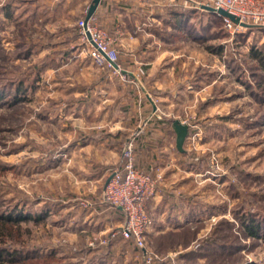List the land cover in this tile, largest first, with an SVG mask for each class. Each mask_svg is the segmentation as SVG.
<instances>
[{
	"label": "rangeland",
	"instance_id": "rangeland-1",
	"mask_svg": "<svg viewBox=\"0 0 264 264\" xmlns=\"http://www.w3.org/2000/svg\"><path fill=\"white\" fill-rule=\"evenodd\" d=\"M9 2L0 0V252L16 250L20 258L10 262L4 253L0 264H91L103 258L107 264H143L120 239L117 249L89 246L94 237L106 235L96 232L106 219L117 220L93 214L104 203L107 178L98 177L101 162L121 165L124 151L112 158L79 145L129 128L133 134L126 143L135 132L138 141L149 127L145 118L158 111L169 122L190 125L184 145L188 154H176L181 178L169 183L174 194L165 197L184 200L198 219L177 231L153 230L148 247L164 257L175 255L178 264H264V103L257 96L264 95V28L248 26L232 35L214 18V26L202 30L207 10L187 13L183 17L191 15L196 24L189 32L159 26V50L165 54L149 73L143 65L130 67L133 59L116 45L119 65L123 55L127 67L110 68L137 94L122 100L127 90L114 91V100L122 102L109 104L107 113L112 116L116 109L115 116H122L128 107L137 115L134 125L121 124L98 120L104 106L77 105L98 77L95 70L103 69L94 65L78 37L85 68L78 69L79 61L64 63L55 48L66 22L49 21L43 10L35 13L36 4L16 11ZM70 20L71 25L77 21ZM161 84L178 90L179 97H169L171 105L159 104ZM145 97L155 105L153 112L149 105L143 111ZM20 215L19 222L7 220ZM249 218L259 221V236L248 233Z\"/></svg>",
	"mask_w": 264,
	"mask_h": 264
},
{
	"label": "crops",
	"instance_id": "crops-1",
	"mask_svg": "<svg viewBox=\"0 0 264 264\" xmlns=\"http://www.w3.org/2000/svg\"><path fill=\"white\" fill-rule=\"evenodd\" d=\"M10 3L16 11L20 8L23 9L24 6L25 8H29L27 7L29 6L28 4H36L37 9L35 10H37V12L35 13H39L40 10H43L45 12L43 15H46L49 21L50 19L51 21H61L63 19L66 23L59 33V49L55 48V50L62 53L61 56L66 59L64 63L69 65H75L76 61L83 58L84 53L81 47H79L81 45L77 43V22L80 18L86 17L92 0H12ZM176 9H191L196 10V13L203 11L186 6L184 0H101L93 16L96 18L98 25L107 31L113 33L116 29L121 30L122 33L118 35L117 45L120 49L124 50V54L127 53L130 55V58L133 59L134 64L130 67L143 65L145 69H148L147 72L149 73V71L155 67L158 59L165 54V52L163 54V52L159 50V26L162 24L174 28L176 24L181 23V20L177 18L176 14H173V11ZM166 14L168 16H166ZM67 18L77 19V21L73 22L71 25V20L67 21ZM191 20L193 19L190 18L187 23L185 22V25L191 26ZM47 54H50V51H48ZM120 57L122 58L121 60H123L122 63L120 62V65L127 67L126 64L128 61L123 55H120ZM77 66L78 69L85 68V66L82 65V61L78 63ZM60 68H64L63 65L60 66ZM168 70L169 69H161L160 72L166 73ZM95 73L99 74L98 77L96 76L95 79L90 82L86 98L83 99L82 97L77 99V105H85L88 101L91 106H104L105 111L97 117L100 121L117 122L121 124H125L129 121L132 123L136 122V113L132 115L131 109L128 107L123 108L124 115L117 117L115 116L116 109L112 111L114 114H112V116H110L106 110V108L110 106L109 104L114 107L120 106L122 101H119L121 99L114 100V91L117 89V91L123 89L127 90L122 100L136 98L137 94L135 88L130 81H125L123 78L121 79L110 67L104 68L103 71H97L96 69ZM165 86L167 85H159V104L168 105L170 103L171 105L174 100H170L169 97L175 99L177 96L179 97V93L177 89ZM189 89L190 93H193V97H195V92L191 90H194V88L189 87ZM80 92L82 93V90H77V93L80 94ZM148 105L149 109L153 112L155 105L145 97L142 106L143 111L146 110ZM157 108L161 110L160 106ZM151 115L147 116L144 120V124L148 125L149 127H147L149 129H145L143 134L138 137V141L137 139L135 141V161L137 165L152 171H159L160 169L164 177L163 187H161L160 191L147 202V208L155 219L154 225L147 232V239L153 230L155 234L168 232L170 230L177 231L179 227L186 228L187 226L193 225L192 221L198 219L196 216L198 213L196 211L187 210L184 207V200L171 201L167 199L168 197H165L166 193H171V196L174 194L173 190L171 191L168 189L169 183H174L175 181L173 180L176 177L178 180L181 178L179 177V168L175 163L176 154L179 158H185L184 156H186L188 152H186L185 148L184 152L179 151L176 145L173 144V141H176V133L172 126L173 121L169 122L168 119L161 116L159 111ZM134 124L135 123H133V125ZM132 129L133 128H129V131L126 132L119 129L117 132L109 131L105 133V135L107 134L108 136L99 135L96 138L91 137L88 142L80 144L79 148L83 150V148L92 147L96 152L105 151L113 158L114 156H112V154L124 151L126 142L132 137ZM144 155L145 157H143ZM101 164L103 165V169L100 176H98L99 179H103L104 177L108 179L112 171L119 165L115 161L101 162ZM169 166L174 167L172 170H169ZM183 183L184 181L178 183L177 186H183ZM175 196L178 197V195ZM94 212H96L93 213L96 216L100 215L101 217H105V219H112L113 217L117 219L113 222H108L106 219V221L97 228L96 232L99 233L107 232L112 228L118 227L123 218L121 210L115 211L106 203L98 204ZM113 247L117 249V246L114 245Z\"/></svg>",
	"mask_w": 264,
	"mask_h": 264
},
{
	"label": "built area",
	"instance_id": "built-area-1",
	"mask_svg": "<svg viewBox=\"0 0 264 264\" xmlns=\"http://www.w3.org/2000/svg\"><path fill=\"white\" fill-rule=\"evenodd\" d=\"M184 2L186 6L200 10H205L203 8L205 6L222 8L239 17L242 23L264 28V0H184ZM222 20L223 27L232 35L246 28L229 17L222 16ZM121 33L120 29L113 33L107 31L98 25L94 16L88 21L82 18L77 23L78 41L86 45L92 62L101 69L107 67L121 69L118 62L119 51L116 48L118 35ZM138 133L135 132L133 136L136 137ZM135 137L126 143L124 161L112 171L102 196L103 202L110 208L122 211V221L118 227L107 231L105 236L91 239L89 246L95 250L111 247L120 239L123 244L136 250V257L143 264H178L175 262V255L170 253L164 257L148 247L147 232L154 225L155 219L147 208V202L163 187L164 177L160 169L152 171L137 165ZM189 137L188 134L187 139ZM190 145L195 147L194 142Z\"/></svg>",
	"mask_w": 264,
	"mask_h": 264
},
{
	"label": "trees",
	"instance_id": "trees-1",
	"mask_svg": "<svg viewBox=\"0 0 264 264\" xmlns=\"http://www.w3.org/2000/svg\"><path fill=\"white\" fill-rule=\"evenodd\" d=\"M8 4H10V2L8 3ZM8 6V5H7ZM197 11L196 10H191V9H176V10H174L173 11V14L175 15L176 14V16H177V18H179L180 20H181V23H179V24H176V26L174 27V28H176V29H178L179 30V32L181 31V30H189V27L190 26H186L185 25V22L187 23V21L192 17L191 15L188 17V16H186V17H183V15H186L187 13H191V14H195ZM207 13H208V15H209V18H208V20H207V22H203L201 25H202V30H204V29H206V27L207 28H211V27H213L214 26V21H215V19L214 18H218V19H220V20H222V16L221 15H218L217 13H214V12H211V11H207ZM212 16H214V17H212ZM211 17L213 18V19H211ZM222 22H223V20H222ZM183 23V24H182ZM193 24H195V23H192V25L191 26H193V28L196 26V24L195 25H193ZM201 30V31H202ZM189 32V31H188ZM203 32V31H202ZM201 34V36H203L204 37V33H200ZM199 35V34H198ZM196 37V36H195ZM200 38V37H199ZM201 39H202V37H201ZM260 60L262 61V63H263V66H264V59L263 58H260ZM264 70V69H263ZM264 93V92H263ZM257 96H258V98L260 99V100H262V102L264 103V95H261L259 92L257 93ZM20 217H24V215L22 216V215H20L19 216V218H13L12 216H8L7 218V220H13V221H15V222H19V219H20ZM30 217V216H29ZM2 219V218H1ZM247 224H249V225H246V226H248L247 228L249 229V234H251V235H253V236H259V229H260V223H259V221H255V219H253V218H249V221L247 222ZM2 231H3V226L2 225H0V235L2 234ZM4 253L6 254V256L8 257V261H10V262H14V261H16L15 259L17 258H20V252L19 251H16V250H4ZM3 252H0V257L4 254ZM3 260H4V258H3ZM108 262H107V260L106 259H101L100 261H97V260H93L92 261V263L91 264H107ZM23 264H25V263H23ZM35 264H37V263H35Z\"/></svg>",
	"mask_w": 264,
	"mask_h": 264
},
{
	"label": "water",
	"instance_id": "water-1",
	"mask_svg": "<svg viewBox=\"0 0 264 264\" xmlns=\"http://www.w3.org/2000/svg\"><path fill=\"white\" fill-rule=\"evenodd\" d=\"M101 0H92V3L90 4L89 8H88V11H87V15H86V21H88L94 14V12L96 11L99 3H100ZM205 10L207 11H211V12H214V13H217L218 15H221V16H226V17H229L232 21H234L235 23H240L241 25L245 26V27H248L249 25L245 24V23H242L239 19V17L235 16L234 14L228 12L227 10L225 9H222V8H219V9H216L214 7H210V6H205L203 7ZM116 67L118 66L116 63H113ZM123 72H127L125 70H122ZM142 89L144 91H146L145 87L142 86ZM172 126H173V129L176 133V147L179 151L181 152H184L185 149H184V144H185V141H186V138L188 136V132H189V125L187 123H183L181 120L179 119H175L173 120L172 122ZM111 177H109L107 179V182L110 180Z\"/></svg>",
	"mask_w": 264,
	"mask_h": 264
},
{
	"label": "bare ground",
	"instance_id": "bare-ground-1",
	"mask_svg": "<svg viewBox=\"0 0 264 264\" xmlns=\"http://www.w3.org/2000/svg\"><path fill=\"white\" fill-rule=\"evenodd\" d=\"M188 134H189V132H188Z\"/></svg>",
	"mask_w": 264,
	"mask_h": 264
}]
</instances>
